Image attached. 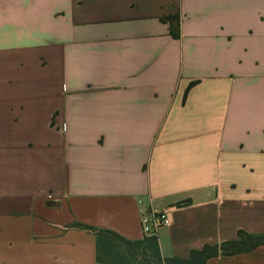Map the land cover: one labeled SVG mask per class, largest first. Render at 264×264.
<instances>
[{"label":"crops","instance_id":"obj_1","mask_svg":"<svg viewBox=\"0 0 264 264\" xmlns=\"http://www.w3.org/2000/svg\"><path fill=\"white\" fill-rule=\"evenodd\" d=\"M165 210L164 258L264 235V0H0V264H100L74 225Z\"/></svg>","mask_w":264,"mask_h":264},{"label":"trees","instance_id":"obj_2","mask_svg":"<svg viewBox=\"0 0 264 264\" xmlns=\"http://www.w3.org/2000/svg\"><path fill=\"white\" fill-rule=\"evenodd\" d=\"M166 21L171 24L173 37L179 39V16H170ZM74 227L96 235L97 260L100 264H206L212 258L245 254L264 246V235L239 231L238 239L220 245H206L200 250L192 251L187 259L164 258L157 236L148 237L144 241H131L110 230H99L81 224Z\"/></svg>","mask_w":264,"mask_h":264},{"label":"built area","instance_id":"obj_3","mask_svg":"<svg viewBox=\"0 0 264 264\" xmlns=\"http://www.w3.org/2000/svg\"><path fill=\"white\" fill-rule=\"evenodd\" d=\"M143 232L145 235L152 237L157 236L158 232L172 224L169 211L149 212L143 214L142 218Z\"/></svg>","mask_w":264,"mask_h":264}]
</instances>
